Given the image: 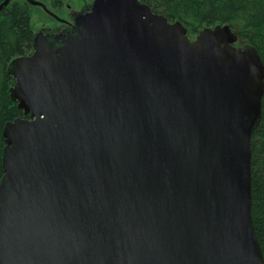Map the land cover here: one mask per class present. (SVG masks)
Wrapping results in <instances>:
<instances>
[{"label": "water", "instance_id": "95a60500", "mask_svg": "<svg viewBox=\"0 0 264 264\" xmlns=\"http://www.w3.org/2000/svg\"><path fill=\"white\" fill-rule=\"evenodd\" d=\"M75 26L9 67L29 118L3 132L0 264H264L257 50L230 26L192 41L140 0H95Z\"/></svg>", "mask_w": 264, "mask_h": 264}, {"label": "trees", "instance_id": "16d2710c", "mask_svg": "<svg viewBox=\"0 0 264 264\" xmlns=\"http://www.w3.org/2000/svg\"><path fill=\"white\" fill-rule=\"evenodd\" d=\"M4 1L0 0V4ZM51 1L61 9L62 0ZM140 1L154 13L165 16L169 22H181L193 40L206 27L230 26L239 39L257 50L264 64V0ZM32 9L27 0H12L0 11V183L4 175V129L17 118H29L18 108L12 95L16 80L9 67L16 58L34 53L36 30L32 22ZM251 146L252 215L264 255V97L262 118L253 133Z\"/></svg>", "mask_w": 264, "mask_h": 264}, {"label": "rangeland", "instance_id": "374dc122", "mask_svg": "<svg viewBox=\"0 0 264 264\" xmlns=\"http://www.w3.org/2000/svg\"><path fill=\"white\" fill-rule=\"evenodd\" d=\"M94 1L95 0H62L63 2L62 9H57V10L52 9V12L56 14L59 18L65 21H72L71 14H75V16L77 17L80 14L88 12L92 4L94 3ZM43 2L44 4L47 5V7L49 6V9H51L50 4H49L50 0H47V1L43 0ZM35 7L36 6H33V9H32V22L35 26L36 35L41 30H48V29L55 30L56 28L62 27L65 24V23L59 22L58 20L50 16L41 7H38V8H35ZM188 37L189 39L193 41L194 38H192L189 34H188ZM245 44L246 43L243 40L239 39L237 46L242 47Z\"/></svg>", "mask_w": 264, "mask_h": 264}, {"label": "flooded vegetation", "instance_id": "af4514ba", "mask_svg": "<svg viewBox=\"0 0 264 264\" xmlns=\"http://www.w3.org/2000/svg\"><path fill=\"white\" fill-rule=\"evenodd\" d=\"M50 8L48 6V9L52 12L53 10H57L59 9V6H55L53 5V2L50 0ZM46 5V4H45ZM61 9L63 7V2L61 3ZM47 6V5H46ZM72 16V21H66L67 23H65L62 27L56 28L54 29H48V30H41L38 33H41L40 37H45L48 41L53 42L54 37L58 36V35H67V34H73L75 32L76 26H75V21H76V16L75 14H71ZM74 17V18H73Z\"/></svg>", "mask_w": 264, "mask_h": 264}]
</instances>
